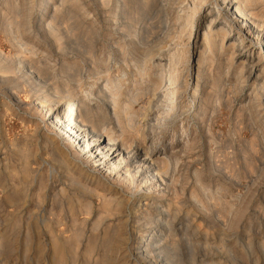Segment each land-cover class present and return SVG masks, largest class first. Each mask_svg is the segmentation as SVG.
I'll return each mask as SVG.
<instances>
[{
	"label": "rangeland",
	"instance_id": "1",
	"mask_svg": "<svg viewBox=\"0 0 264 264\" xmlns=\"http://www.w3.org/2000/svg\"><path fill=\"white\" fill-rule=\"evenodd\" d=\"M62 1L51 0V5L48 9L46 8L47 0H36L35 2L26 0L25 2L24 11L27 10L26 12L33 16L30 15L33 19L31 31L25 35L26 37L24 36L27 39H24V41L28 43L27 49L32 46L30 50H26V54L28 55L30 52L33 55L36 54L35 58L32 55L33 58L43 68L47 67L45 69L49 75L45 74V81L43 83L40 82V85L39 82L34 84L33 87H36L35 91H32L30 85L22 83L18 87L12 84L0 86V264H264V107L260 108L258 103L255 102L256 96L253 93L254 89L259 92L264 87V77H260L258 80L246 79L245 82L243 78L241 82V68L237 61L233 67L226 60L219 64L220 55H214L215 57H210L202 69L204 71L208 70V77L206 76L205 79L197 84V60H199L200 52L198 51L199 49L195 50L194 47L196 41L198 46L204 43L203 33L207 32V29L198 30V33H200L198 34L199 38L194 34L189 42L190 64L181 69V71H184V73L182 72V75H184L181 82L185 84L182 83L183 89L186 91H180L182 99H178V107L173 112L175 116L170 119V122H167L168 124L163 123L160 125L163 126L162 128L159 126L152 127L153 124L150 120H152L151 117L155 118V115L152 114L149 108L150 105L152 104L153 108L160 109L165 107L162 104L153 106L155 102L151 96L152 93L147 95L149 89L146 88V91L145 89H136L141 86L139 82L141 78L138 75L139 72H137L139 68H136V65L142 59L136 61L133 60V57L135 51L144 48L143 44L149 37L150 39L152 37V44L157 46L156 49L170 48L171 39L172 43L173 41L176 42L177 39L175 37L177 35L174 28L175 24L180 20L177 11L183 0H156L153 3L154 10L147 14L137 9L135 0H129L130 3L127 0L126 7L119 0H78L73 4H69L68 0H64L66 3ZM202 1L206 5L210 4L213 6L214 4V0ZM3 2L4 0H0L1 6ZM28 2L33 6L32 8H30ZM77 2L78 4H76ZM130 4H134V8ZM28 6L31 10L27 9ZM159 7L163 8L161 14L158 13ZM261 7L260 4L256 5L255 12L260 11ZM33 8L35 11H32ZM56 8L58 9V20L56 19V23L59 22L61 17L65 16L64 20L62 18L60 21L61 26L58 25L60 22L56 24L62 30L60 32L59 27L57 28L59 35H63L60 40L64 47L63 50L59 46L57 48V45L53 42L54 38H51L45 30L40 29L38 26V23L42 22L40 20H42L43 15H53ZM10 11L7 9L2 10V14L3 12L5 13L3 16L7 12L8 17H11L12 13L10 14ZM59 13H63L62 16ZM214 13L208 14L201 10L195 31L201 27L208 28L210 18ZM2 14L0 13V15ZM116 15L119 16L116 17ZM66 16H69L67 18L71 21L67 20ZM65 20L69 21L70 24L65 22ZM149 20L152 21L151 25L153 26L147 32L145 31V23ZM1 24L2 22H0ZM69 25H72L70 27H74L73 29L75 30L70 29ZM76 27L79 29H76ZM131 28L135 32L136 37L131 32ZM169 29L171 30L170 32ZM142 32L146 33L143 34ZM171 32L172 34H170ZM1 33L0 31L1 53L5 56H12L11 58H17V51L6 40V35ZM70 33L75 34L72 35ZM149 33H152L153 36ZM168 35L169 38L166 39L165 37ZM172 35L175 37H172ZM237 37H234L232 41H226L225 50L222 52V55L224 54L226 58L230 57V44ZM251 38L257 39L256 33L252 34ZM184 40L186 41L184 43H187V37ZM83 42L86 44V49L91 47V59L88 54L86 56V54L84 55L78 50L81 45L83 47ZM34 51L36 53H33ZM162 53L166 54L162 61L167 63L166 61H169L168 51H162ZM23 55L25 54L23 53ZM32 56L30 54L27 57L30 58ZM157 58L156 56L152 61L156 62ZM65 64L75 67L78 65L81 69V77L83 76L84 78H82V87L75 84L65 74L68 76L67 80L63 74L64 72L60 74V71H64ZM263 67L264 63H260L253 70L259 73ZM227 69L230 70L228 76ZM249 69L250 67L246 71ZM148 70L152 77L159 73V69L157 70L156 68L151 70L148 67ZM246 71L245 73H247ZM52 73L54 76L56 75L55 78L52 77L53 75L51 76ZM56 77H58V81ZM49 78L52 80L54 78L53 81L50 80L52 85L49 84ZM46 79L49 81L48 83ZM119 79L125 84L123 87H115ZM209 79H215L216 82L221 79V84L224 81L226 87L230 80V89L225 87L219 93L217 88L212 87ZM146 80H148L146 82L147 85L152 86L149 78ZM112 81L115 83L114 85ZM55 83L58 84L56 85ZM146 83L143 85H146ZM237 84L238 86H235ZM53 85L57 87L54 88ZM196 85L201 87L199 92L197 87H195ZM48 86H50L49 89L47 88ZM66 86L68 87L67 89ZM108 86H111L112 90ZM133 87L134 89H132ZM56 88L65 93H69V89H72L73 94L77 93L80 96L83 94L81 99L83 98L82 100L86 102V106L91 107L93 110L104 112L108 107L110 109V115L107 117L109 122L107 119L100 120L101 122H106L104 128H107L110 132L109 134H112L111 136L118 138L117 140L121 138L120 141H122V138L125 137V141L129 140L130 143H135V145H143L145 144L143 143L144 130L146 128H155V134L152 135L160 142L158 140L157 143L155 142L154 151L158 152L160 158L167 157L169 159L172 154L171 161L173 160L172 171L170 170L172 173L169 172L172 176L169 175L168 185L166 182L169 188L166 196L155 193L156 197L138 201L128 195L132 193L125 191V187L121 188V184H112L111 181L113 179L109 178L107 185L104 184L106 182L104 180L99 183L102 185H99L97 184V179H87V174H91V171L86 174L85 165L79 168L77 161L73 163L72 158L69 162L72 168L69 171L70 173L58 169L55 175H52L50 165L43 163L47 155L35 146L32 148L33 165H31V168L36 173H32L25 180L21 175L24 165L21 164L18 156L14 155L12 146L14 144L21 146V144L23 145L32 138H35L36 141L38 137L41 139L42 136L49 133V130L45 129L47 128L44 123L46 119L45 113L40 112L37 114L36 112L39 103L36 94L40 91L41 94H38L39 96L52 98L56 93ZM47 90L49 95L46 93ZM52 90H55V93ZM89 90L93 93L92 96L87 95ZM100 90L103 91L102 96ZM137 91L141 93L142 97L140 96L139 98L141 100L138 99L135 104L131 105L133 107L127 105L125 102L127 96L128 98L132 94L136 96L137 93L135 92ZM123 93L122 103L119 106L128 110L126 114L120 115V122L122 123L125 120L121 124L114 119L113 103L110 97L112 98L114 94L118 96ZM91 97L92 99L88 101ZM151 101L152 103L150 104ZM121 104H125L127 107ZM183 104L184 106L182 107ZM84 107L82 108L84 109ZM82 108L80 107L81 115L84 114ZM104 113L106 114V112ZM176 113H180L179 116ZM62 115L60 114L59 117L61 118ZM130 118L133 120H128ZM125 122L128 125H125ZM133 124L136 126L134 127ZM132 126L134 128H130ZM139 129H143L142 132L141 130L137 131ZM126 130L129 131L127 132ZM121 135L123 136L121 137ZM138 135L141 137L139 136L140 138H138ZM149 140L145 144L147 147L149 146L148 144L153 143ZM163 148L168 150V152L163 151ZM171 150L173 153H171ZM5 163L7 166H4ZM6 168L10 169L9 172H12L10 173L12 175L7 173ZM16 169L19 177L16 176V173L14 175L13 170ZM83 170L84 173H82ZM75 178L78 182H81V185H84L82 189L84 194L77 188L70 186L72 179L75 180ZM104 186L109 192L104 189ZM89 188L92 191L94 190L95 193L91 194ZM83 190H87V192ZM162 190L166 191V189ZM95 195L99 196L96 197ZM114 196L116 198L123 196L129 200V204L125 205L122 210L116 209V203L108 207L110 204L106 205L107 202L105 203L107 197L110 199L112 197L115 198ZM104 197L106 198L105 200L103 199ZM7 198H11V201L6 200ZM147 202L148 204L152 202L153 207L145 206ZM8 203L15 204L12 206L11 204L8 205ZM103 204L106 205V209H103ZM155 205H161L162 210H168L169 208V212L172 213H170L172 215L170 217L171 228L162 232L164 239L162 238L158 241L160 245L157 244L154 247V254L149 258H145L141 257L142 255H137L136 249L143 247L141 236L146 234L147 228L150 226L151 217L153 216L152 219L160 218L159 210L155 208ZM171 207L172 209H170ZM111 208L113 212L110 211ZM102 211L106 212V215ZM147 215L149 218L143 219ZM50 218H52L54 223ZM166 237L169 238L167 239ZM161 241L163 242L161 243Z\"/></svg>",
	"mask_w": 264,
	"mask_h": 264
},
{
	"label": "bare ground",
	"instance_id": "2",
	"mask_svg": "<svg viewBox=\"0 0 264 264\" xmlns=\"http://www.w3.org/2000/svg\"><path fill=\"white\" fill-rule=\"evenodd\" d=\"M35 1L36 0H33V2H35ZM47 1H48V3L46 5V8L48 9L50 7V5H51V2H50L51 0H47ZM76 1H78V0H68L67 2H69V4L70 3L73 4ZM119 1H120V3L125 4V7H126L127 0H119ZM135 1L137 3V9L139 11H142L145 14H147L150 11L154 10L153 3L156 2V0H135ZM25 2H26V0H4L2 6L0 5L1 6V8H0V10H1L0 13L1 14H2V10H4V9L11 10L10 14L12 13L11 17L10 16L8 17L7 12H6L7 16L6 15L3 16V14H5L4 12H3L2 15H0V22H2V24L0 25V31L6 35V40H8V42L11 44V46H13L14 49L17 51L16 55L18 54L17 58H11L12 56L10 57V56L3 55L1 53V49H0V86H3V85H8L9 86L10 84H12V85L18 87L22 83L24 85H30V87H32V91H35L36 87H33V85L36 84L37 82H39V85L41 83H43L45 81V78H44L45 74L46 75H49V74L47 73V71L45 69L47 67L43 68L38 63V61L36 59H34L36 54L33 55L32 52H30L31 56L33 55L34 58H33V56L30 57V58L27 57L30 54L27 55L26 54V50H30V48L32 46L29 47V49H27L28 43L24 41V39H25L24 36L27 35V33L31 31V27H32V23H33V19H32L33 16L31 14L27 13L26 12L27 10L24 11V8L26 7V3ZM29 2H28V4H29ZM62 2L66 3L64 0ZM128 2H129V0H128ZM203 2L204 1H202V0H186V1L183 0L181 5L178 4L180 7H179V10L177 12L179 14L180 20H178L179 22H177L175 24L176 26L174 25L175 26L174 30H175V33H176L177 36L175 37V36L172 35V37H175V39H177V40H176V42L173 41V43H172V39H171V42L169 41L171 43V44H169L170 48L167 49V47H166V48L156 49L157 46H155V44H152V40H151L152 37H151V39L149 37V39H146L144 44H143L144 48L138 49L137 51H135L133 49V51H135L133 60L137 61L138 59H142L141 62H139L136 65V68H139L138 69L139 71H137V72H139L138 75L141 78L140 80L138 79L139 82L141 83L140 84L141 86L137 87L136 89L137 90L138 89H140V90L145 89V91H146V88L149 89L148 90L149 93L147 95L152 93L151 96L154 99V100L153 99L152 100L155 102V105H153V106H157L156 104H160V105L162 104V106L165 107V108H162V109L155 108V107L153 108L151 106L152 105L151 104L152 101L150 102L151 105H150L149 108L151 109L152 114L155 115V118L151 117L152 120H150L151 123L153 124V126L151 125L152 127L159 126L160 128H162L163 126H160V125H162L163 123L168 124L167 122L168 121L170 122V119L174 118V116H175V114L173 112L178 107V99L179 98L182 99V96L180 95V91L181 90L186 91L185 89H183L184 88V86L182 85L183 82H181V80L183 79L182 77L184 75V74L182 75V72L184 73V71H181V69L184 68L185 66H187V64L188 65L190 64L191 56H190V44H189V42L192 40V37H193L194 34H196V36L198 37V34H200V33H198V30H202V29L206 30L207 29V32L203 33V42L204 43L202 42L203 44L201 43L202 45L198 46L197 45L198 42L196 41L195 47H194L195 50L199 49L198 51L200 52L199 53V58H198L199 60H197L198 61L197 84H199L201 82V80L205 79L206 76L208 77V70H205V71L202 70L203 66L205 65V63L209 60L210 57H212V56L215 57L217 55H220V59H218L220 61L219 64H221L222 61L226 60L227 62L231 63V67H233L234 63L237 61V64L241 68V75H242V76H240L241 77V82L243 81V78L245 79L244 80V82H245L246 79L258 80L260 77H264V67L261 69V71L259 73L255 72L253 70L258 64L264 63V0H214L213 6L210 5V4L206 5ZM30 3H32V2H30ZM76 4H78V2ZM258 4H260L262 6L261 10L260 11L256 10L258 12H255V10H254L255 6L258 5ZM29 5H30V8L33 7L31 4H29ZM130 5H132V7H133L134 4H130ZM118 6H119V4H118ZM161 6H163V5H161ZM129 7H131V6H129ZM28 8H29V6L27 7V9ZM158 9H159L158 13L161 14L163 12V8L159 7ZM33 10H34V8L32 9V11ZM201 10H204L208 14H210L212 12H215V13L210 18L211 20L209 19L210 22H209L208 28L200 26L201 28H199V29H197V31H195L196 25L198 23V19L200 18L199 14H200ZM57 12H58V9L56 8L53 15L48 14L47 16L46 15H43V17L41 16L42 20H40V21H42V22L38 23L39 24L38 26H39L40 29L45 30L47 32V34L51 38H54L53 42L55 43V45H57V48L59 46V48L63 50L64 47L61 44L62 42L60 41L63 38L62 37L63 35L60 36L59 35V31L57 32V28L59 26H56V24H58L61 21L62 18L64 20L65 16L61 17L59 22L56 23V21L58 20V16H57L58 13ZM68 13L70 14L69 11H68ZM62 14L63 13H61L60 15L62 16ZM156 14H157V12H156ZM30 15L32 17H30ZM65 15H67V14H65ZM119 15H116V17L119 16ZM69 16H71V15H69ZM69 16H66V18L69 17ZM160 17H161V15H160ZM74 18H76V17H74ZM70 19H72V17H70ZM67 20H69V19L67 18ZM67 20H65V22H67ZM69 21H71V20H69ZM152 21H153V18H152ZM152 21L149 20L148 22L145 23L146 24L145 25V31L148 32L149 28L151 26H153V25H151ZM68 24H70V22ZM58 25L61 26V22ZM70 26H72V25H69V27ZM60 28L61 27H59L58 29H60ZM73 28L70 27V29L75 30ZM76 29H79V28L76 27ZM115 29H117V28H115ZM32 30H33V28H32ZM61 31L62 30L60 29V32ZM68 31H69V29H68ZM76 31H79V30H76ZM76 31H73V32H76ZM142 31H144V30H142ZM170 31L171 30L169 29V32ZM38 32H39V30H38ZM70 32H72V31H70ZM131 32L135 36V32L133 31V29L131 30ZM150 32H151V30H150ZM172 32L170 34H172ZM83 33H85V32L83 31ZM144 33H146V32H144ZM152 33H149V34L152 35ZM255 33H256L257 39H254V38L252 39L251 35L255 34ZM60 34H63V33H60ZM70 34L74 35L75 33H70ZM161 35H162V33H161ZM146 36H147V34H146ZM236 36H238L237 39L235 38V41L231 42L230 47H229L230 50H231V55H230V57L226 58V56H224V54L222 55V52L225 50V47H226V41L227 40L228 41H232V40H234V37H236ZM185 37H187V40H188L187 43H184V41H185L184 38ZM76 38H78V37H76ZM165 38L166 39L169 38V35L167 37H165ZM35 39H37V38H35ZM132 39H134V38H132ZM25 40H27V39H25ZM133 41H135V40H133ZM86 42H88V41L86 40ZM59 44H61V45H59ZM218 44H220V45H218ZM77 45H78V43H77ZM77 45H75V46H77ZM85 45L86 44H84V42H83V47L81 45V47L78 50L81 53H83L84 55L86 54V56L88 54L90 56L89 58L91 59L92 58L91 47L89 48L88 47L89 45H88L87 46L88 48L86 49ZM131 45L134 46L135 44H131ZM160 45H161V42H160ZM119 47H121V46H119ZM164 47H165V45H164ZM36 50H38V49H36ZM162 51H164V52L168 51L167 54H169L168 55L169 56V58H168L169 61H166L167 63L164 62L165 64L163 63L162 59L164 58V56H166V54L162 53ZM23 53L26 55V57H25V55H23ZM33 53H36V52L34 51ZM156 56L158 57L156 62L152 61ZM185 57H187V58H185ZM85 59H87V58L85 57ZM93 60H94V58H93ZM127 62H128V60H127ZM152 62H154V63H152ZM160 62L163 63V64H161ZM64 63H67V62H64ZM213 63H214V61H213ZM152 64H153L154 67L152 66ZM148 67L151 70L154 69V68H156L157 70L159 69L158 70L159 73H157L156 75H154L152 77V74H150V72L148 70ZM248 67H250V69L248 71H246V69ZM63 69H64V71H60V74L62 72H64L63 73L64 75L67 74L75 82V84H78L79 87L81 86V84H83V79L84 78H83V76L81 77L82 73H81V71H80L81 69L78 67V65H77V67H75L73 65L72 66L66 65V66H64ZM189 69H190V67H189ZM205 69H206V67H205ZM245 71L247 73H245ZM229 72H230V70L227 69V76L229 75ZM153 74H155V73H153ZM67 75H65L66 79L68 78ZM106 75H108V74H106ZM239 75H240V73H239ZM51 76L55 78L56 75L54 76V74L52 73ZM58 76H60V75H58ZM237 77H238V75H237ZM54 78H53V80H54ZM57 78L58 77H56V80H57ZM111 78H113V77H111ZM134 78L137 79L136 76H134ZM148 78H149L150 84L152 83V86L151 85H147L146 82L148 80H146V79H148ZM222 78H224V77H222ZM115 79H116V77H115ZM50 80L53 81L52 79L49 78V81ZM186 80H188V79H186ZM209 80L211 81L210 83H211L212 87H214L215 89L217 88L218 92L219 91L221 92V90L226 87V83L224 81L221 84V81H222L221 79L219 80V82H216L215 79H209ZM49 81L47 80V83ZM51 81H50L49 84L52 85ZM135 81H137V80H135ZM60 82H61V80H60ZM68 82H70V81H68ZM117 82L118 83L115 84L112 81L113 85L115 84V87H123L125 85V84H123V81L120 80V79L117 80ZM229 82H230V80L228 81V85L226 87L227 89H230V85L231 84H229ZM244 82H243V84H244ZM109 83H110V81H109ZM144 83H146V85H143ZM68 84H67V86H68ZM84 84H86V83L84 82ZM238 84L235 85V86H238ZM44 85L47 86L46 84H44ZM113 85L111 84V86H113ZM67 86H66V89L68 88ZM134 86H136V85H134ZM49 87L50 86H48L47 88L49 89ZM55 87H57V86H54V88ZM58 87L61 88L60 85H58ZM104 87H105V84H104ZM195 87H197V91L199 92L201 87H199V85H196ZM70 88H72V87H70ZM206 88H207V86H206ZM132 89H134V87ZM69 90H70L69 93H65V92H63L61 90H58V88H56V93H55V90L54 91L52 90V92H54L55 95H54V93H52L50 91L54 95V97H52V98H43V97L39 96L38 94H41L40 91H39L38 94H36V96H38L37 101L39 102L38 106H37L38 110H36V112H37V114H39L40 112L45 113V118L46 119L44 120V123L46 124V127H47L45 129H48L49 133L45 134L44 136H42L41 139L38 137L36 139V141H35V138L27 140L23 145L21 144V146H19L18 144H14V145L12 144L13 145L12 147H13L14 155L18 156L21 164L24 165V168H23L24 170H22L23 172L21 170H19V171L22 172L21 175L24 177V179L25 178L26 179L29 178V176L32 173H36L35 170L34 169L32 170V168H31L32 167L31 165H33V162H32V156H33L32 148L35 146L37 149L41 150V152H44L47 155L46 158L44 157L45 158V160H44L45 162H43V163H47L48 165H50L52 175H55V172L58 169L61 170V171L63 170V171L69 172L72 169L70 167V165H69L70 159L72 158L73 159V163H74V161H77V164H79V168H81L82 166L85 165V168L87 170L86 174L88 173V171H91V174H87V179L88 178L97 179L98 180L97 184L101 183L104 180V181H106L104 183L105 185H107L109 183V180H108L109 178L113 179V181H111L112 184H116V183L121 184L120 185L121 188L125 187L126 188V190L124 189L125 191H128V192L132 193V194H128V195H131V197L137 199L138 201H142V199H146L147 200V199H150L152 197H156L155 193H158L157 195L164 194V196H166L167 190L169 192V188L167 187V185H168L167 181L169 179V175H171L170 173H172V172H170V170L172 169L171 166L173 167V163H172L173 160L171 161V159H172V154L171 153H173V152L171 150V153H170L171 154V156H170L171 158H169L170 160L166 157L167 155L165 156L168 159L167 160L164 157H162L163 159L160 158V156H158V152L154 151L153 148H154L155 142L157 143L159 141L158 139H155V137L152 135V134H155L154 133L155 128H148V129L146 128L144 130L145 134H144V138H143L144 139L143 143L146 144V141L148 139H150L153 142V143L150 142L152 144H148L149 145L148 147L145 146V144H143V145H139L138 144L139 146L135 145V143L134 144L130 143V141L128 140L129 143H130L129 144L128 141H125V139H124L125 137L122 138V141H120L121 138H120V140H117L118 138L116 139L113 136H111L112 134H109L110 132L107 130V128H104L106 122L104 123V122H101V120H100V119H103V120L107 119V117L110 115L109 114V110L110 109L108 107L106 109L104 108L106 110V111H104V112H106V114L104 112H102L101 110H100L101 112L99 110H93L91 107L86 106V102H84L82 100L83 98L81 99L83 94L80 96L77 93L73 94L72 93V89H69ZM114 91H115V89H114ZM184 91H182V92H184ZM47 92H49V91L47 90L46 93ZM102 92L103 91H101V96H102ZM124 93L123 94H119L118 96H116L114 94V96L112 98L110 97L111 102L113 103V105H112L113 106V110L112 111L114 113V119H116L118 122H120V115L126 114L127 110H128V109L126 110L124 108H120V106H119L120 103H122L121 98L124 95ZM135 93H137L136 96H133V94L129 98L127 96V99L125 100L127 105L131 106V105L135 104L136 101L140 98L141 93L140 92L138 93V91L135 92ZM253 93H255L254 95L256 96L255 97L256 98L255 102L258 103L260 108H263L264 107V87L262 89H260L259 92L256 89H254ZM92 94L93 93L89 90V93L87 95L92 96ZM106 96H108V95H106ZM102 98H104V97H102ZM108 98H109V96H108ZM90 99H92V97L89 98L88 101H90ZM185 99H188V98H185ZM139 100H141V99H139ZM150 100H151V98H150ZM181 103H183V102H181ZM106 105H108V104H106ZM83 106H85L84 109L82 108ZM122 106L127 107V106H125V104L122 105ZM145 106H146V104H145ZM162 106H160V107H162ZM183 106H184V104L182 105V107ZM80 107L84 110V114L83 115L80 114ZM131 107H133V106H131ZM166 107H168V108L166 109ZM143 109H144V106H143ZM181 112H182V110H181ZM154 113H156V114H154ZM34 114H36V113H34ZM60 114H63L61 118L59 117ZM146 114H147V112H146ZM152 114H149V115H152ZM176 114H178V113H176ZM179 114H178V116H179ZM131 118H133V117H131ZM131 118L128 119V120L132 121L133 119H131ZM173 120H175V119H173ZM107 121L109 122L108 119H107ZM124 121L122 123H124ZM111 124H112V122H111ZM125 125H128V124H126V122H125ZM133 126L135 127L136 125L133 124ZM133 126L130 127V128H134ZM107 127H108V125H107ZM120 128H121V126H120ZM168 128H169V126H168ZM140 130L142 132L143 129H139L137 131H140ZM183 130H185V129H183ZM126 131L128 132L129 130H126ZM123 135H121V137ZM128 135H129V133H128ZM128 135H125V136H128ZM136 136H137V134H136ZM139 136L140 135H138V138L141 137V136L140 137ZM132 140H134V139H132ZM60 144H61V146H60ZM163 151H167L168 152V150H166L164 148H163ZM177 155H174V156H177ZM5 161H7V160H5ZM5 164H4V166H7V164L6 165ZM20 167H21V165H20ZM3 169H5V168H3ZM9 170L10 169L6 168V171H7L8 174L12 173V172H9ZM13 171H14V175H15L16 171L18 172L17 169L13 170ZM82 173H84V170H83ZM10 175H12V174H10ZM67 175H66V177H68ZM16 176L19 177V175H17V173H16ZM170 179H171V177H170ZM75 180H76V178H75ZM75 180L72 179L70 186L74 187V188H77L78 190H80L82 192V189H83L84 185H81V182H78L77 180L76 181ZM21 182H22V180H21ZM166 182H167V185H166ZM65 183H68V182H65ZM21 185H22V183H21ZM67 185H69V184H67ZM99 185H102V184H99ZM22 186H24V184ZM16 189H17V187H16ZM104 189H105V186H104ZM162 189H166V191H164ZM106 191H108V190H106ZM84 192H87V190L84 191ZM93 192H94V190L93 191L91 190V194L95 193V192L94 193ZM110 193H112V192H110ZM91 194H88V195L92 196ZM97 196H99V195H97ZM101 197H103V196L101 195ZM105 197L103 198L104 200L106 199ZM119 197L120 198H116V197L113 198L112 197L113 200H112V198L109 197L111 199V201L107 197L108 200L106 199V201H105V203L107 202L106 205L110 204V206H108V207H111V206H113L111 204L116 203L115 204L116 207H117L116 209L122 210L125 205L129 204V200H127L123 196H119ZM121 197H123V198H121ZM10 199L7 198L6 200H10ZM75 199H77V198H75ZM102 201H101V203H102ZM108 201H110V202H108ZM165 201H166V198H165ZM9 204L12 205V203H8V205ZM14 204L15 203H13V205ZM149 204L147 202L145 204V206L153 207L152 202H151L150 205ZM106 205L103 204V206H104L103 209L105 208ZM155 206H156L155 208L157 210H159L160 218H157V219L153 218L152 219L153 216L151 217L150 222H149L150 226H148L146 234H144L142 236L140 235L141 238H142L141 244H143V247L136 249V251L138 252L137 255L138 254L140 256L142 255L141 257H145V258H147V257L149 258V257H151L152 254H154V252H155L154 251L155 250L154 247H156L157 244L160 245V243L158 241H160L162 238L164 239V237L162 235V232L165 231V229L170 230V228H171V224H170V219L171 218L170 217L172 216L171 215L172 213L169 212V208H168V210H164V209L162 210L161 205H155ZM139 207H140V205H139ZM112 208H114V207H112ZM112 208L110 210L111 212H113ZM134 209H133V211H134ZM166 209H167V207H166ZM170 209H172V207ZM103 213H105L104 215H106V212H103ZM104 215H103V217H104ZM143 215H145V214L143 213ZM152 215H153V213H152ZM149 216H150V213H149ZM149 216L148 215H147V217L144 216L143 219L149 218ZM8 217H10V216H8ZM44 219H43V221H44ZM50 219L53 222L52 218H50ZM116 219L118 220V218H116ZM105 220H106V218H105ZM48 225H49V223H48ZM48 225H47V227H48ZM109 226H111V225H109ZM15 228H16V226H15ZM114 230H113V232H115ZM108 235H110V234H108ZM59 237H60V235H59ZM57 238H58V236H57ZM162 242L163 241H161V243ZM170 253H171V251H170Z\"/></svg>",
	"mask_w": 264,
	"mask_h": 264
}]
</instances>
